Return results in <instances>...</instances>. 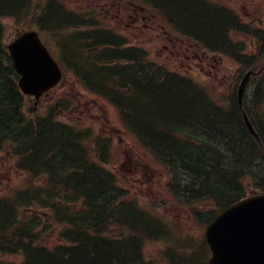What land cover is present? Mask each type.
Listing matches in <instances>:
<instances>
[{
	"label": "trees",
	"instance_id": "obj_1",
	"mask_svg": "<svg viewBox=\"0 0 264 264\" xmlns=\"http://www.w3.org/2000/svg\"><path fill=\"white\" fill-rule=\"evenodd\" d=\"M160 1L168 7L176 4L180 9L173 17L200 32L202 35L198 36L205 42H224L220 35L223 38L229 19L218 9L210 5L198 7L196 0ZM184 3L186 8L191 5L195 9L193 14L202 20L201 24L185 16L191 11L184 8ZM65 13L56 3L50 5L49 0H0V150H9L8 146L18 143L17 148H12L13 159L22 157V168L39 176V171L49 174L63 157L67 167L80 164L85 171L74 180L91 211L78 220L62 215L61 221L68 222V226L59 241L48 244L38 232L43 226L40 217L33 215L26 220V211L21 210L26 199L22 195L1 196L0 264H155L144 247L146 241L154 242L165 231L162 220L136 202L127 205L120 201L122 195L113 191V184H108L109 173L89 159L87 145L78 136V150L60 152L59 145L66 141L62 130L61 135L54 134L56 129L50 126L53 121L39 122L26 117L18 75L4 44L5 27L1 20L11 16L25 20L29 27L44 28L47 24L67 25L76 18ZM98 33L88 34L91 40L86 43L79 38L81 32L71 39L70 59L91 83L102 81L101 76L112 81L118 73V79L124 83L121 85H133L139 98L119 99L125 107V122L141 137L149 156L168 168L169 193L191 210L201 227L212 219L209 215L217 208L235 202L250 190L264 191V83L259 79L255 82V92L249 100L244 99L242 107L233 91L216 100L187 77L163 72L150 60L147 64L140 56L144 52L139 46L128 47L119 36L115 39L112 34ZM86 48L92 50V57L82 56ZM143 62L147 67L140 65ZM244 110L259 139L249 132ZM49 142L54 143L47 149ZM67 152L78 155L67 158ZM53 192L45 194L50 197ZM34 198L45 202L41 196ZM202 200H210L213 208L201 211L198 205ZM205 251L185 255L169 248L162 259L168 264H195ZM8 255L15 258H7Z\"/></svg>",
	"mask_w": 264,
	"mask_h": 264
},
{
	"label": "rangeland",
	"instance_id": "obj_2",
	"mask_svg": "<svg viewBox=\"0 0 264 264\" xmlns=\"http://www.w3.org/2000/svg\"><path fill=\"white\" fill-rule=\"evenodd\" d=\"M64 1L68 2L69 4H72L71 6L72 8L77 7V5L79 4L80 8L84 10H90L93 7L96 8L98 4L97 0H64ZM223 1L226 4L228 3L231 5H235L234 1H238V0H223ZM240 5L241 4H239L238 6ZM197 6L201 7L199 3H197ZM163 7L167 9L169 12H171L172 15L174 14V12H178V9H180L177 7L176 4L175 6L170 5L169 7L164 4ZM184 8L185 9L189 8L191 11L189 15L184 14L186 17H189L195 23L201 24L202 20L198 19L197 15L193 14L195 9L194 8L192 9L191 5H188V7L186 8V4L184 3ZM104 9L109 10L112 13V17L107 16L105 13H101V16L103 17L101 18L103 20L106 19L105 21L113 25V24H116L114 23L113 19L117 20V16H115V14L118 16H121L123 19L122 21L123 23H121V26L119 27V29L124 34L125 33L128 35L129 33L134 34L133 28H132L133 23L127 21L128 19L127 17L124 16L123 18L124 13L128 11H133V9H135L134 7L128 6L126 8V5H125L124 9L121 10L122 11L121 13L117 11L118 8H116V5L112 6L110 9L104 7ZM125 9L127 11H125ZM1 22L4 24V27H5L4 38L7 37V39H10V37L16 36L17 33L21 31L22 28L23 29L25 28V26H22V24H17L10 17L6 19H2ZM136 24H137L136 25L137 27L136 31H137L139 30V26H142L143 24L140 21L137 22ZM180 24L187 27L191 31L194 30L191 27H188L186 23H183L180 21ZM127 28L128 30H130L129 33L126 32ZM139 39L140 41L142 40L141 38ZM220 40L225 41L228 46L231 45L230 41L229 42L226 41L225 37L222 38V35H220ZM47 41L49 42V46L54 49L55 46L52 43H50L51 39L47 38ZM142 41L146 45L148 51H150L151 59L155 61L157 66L159 67L167 66L169 67L171 71L175 70L182 74L188 73L191 77H194L195 80H198L199 82L204 83V84H208L209 82L215 88L216 90L215 94L217 93L222 94V93L229 91L230 85L232 83V79L234 77V72L238 67L236 66L237 65L236 63H233V62L231 63V61L227 62V59H226L227 55L225 54L219 55L218 53L216 55H210L207 58L189 60L185 55L181 54L180 56L177 53L171 41L169 43L164 39H161V38L159 39L158 37H149V36L148 38H145ZM248 47H249V50L252 51V49L254 48V45L253 44L251 45L249 42ZM227 66L229 68H227ZM219 67L222 69H219ZM116 77L117 76L115 74V78ZM65 82L70 83V82H73V80L69 76L67 77ZM59 89L60 88H58L55 91L59 92L61 90ZM62 89L64 90V88ZM248 89L249 88H247V90ZM93 97L86 96L80 99L77 96L76 101H75L76 106H74L75 112L73 113L74 115L73 114L72 115L75 118L79 116V118L83 119V117L88 116L90 117L91 120L95 119L97 122H95L94 125L97 130L99 129V127H101L105 131L107 127L106 124H108V126L111 129H113L112 133H114V139L111 143L110 150L108 152V158L111 160L117 161L116 163H113L112 166L115 168V172L118 175L119 181L121 180L120 183H122L126 188L130 189L131 193L136 192L137 197L140 200H143L147 203H151L152 207L157 209L158 213L167 219V221L169 222V227L172 229L173 235L175 237L177 238L183 237V238H190V239L193 238L195 240L194 243H200V241L203 240L204 228L199 226L192 217L190 218L188 215V212L185 209H183L175 201L170 200L168 198V193H166V190H164V184H166L168 180V175L165 173L164 170H162V168L158 164H156L155 162H152L151 159H148L146 156L145 157L143 156V148H140L137 142L135 141V139L129 136L128 133L123 129L120 122L118 121V114L116 113L115 109L112 106L105 103L106 101L100 99L99 97H98L99 100ZM29 103L30 105H33L34 107H36V110L38 109L40 114H43L45 110L47 109L45 108V106H43L44 102L42 100L41 102H39V104L36 103L34 100H31V102L29 101ZM92 103L100 105V109L98 110V112L93 111ZM105 118H107L108 120ZM85 121L87 122V124L89 123L88 120L85 119ZM158 122L160 121L159 120L156 121V124H158L159 126L160 123ZM161 123H164V122L162 121ZM54 131H55L54 134L59 133L57 129L53 130V132ZM57 139L59 140V137H57ZM64 140L66 141H64L61 145H59L60 152L64 148L68 146H72L73 141H75V139L70 140L66 136H64ZM53 143L54 142H49V144H47V149L50 148ZM63 145H66V146L64 147ZM67 153L69 154V155H66L67 158H73L75 154H76V157L78 155V153H75V152L73 153L67 152ZM60 161L62 164L59 165L58 169L55 168L54 173L62 174L61 172H63L62 168L64 166H65L64 172L68 173L66 163H65L66 161L64 159ZM8 164L4 163V166H1L0 168V187L5 186V184L13 185L16 187L19 185H22L24 183V176L22 175V173L15 170L14 167L12 166L10 167ZM127 167H129V169ZM64 172L63 174L65 177L66 174ZM77 174L80 175V171H78ZM87 182H91V181H87ZM5 188L6 187H4L3 189L0 188V190H4ZM208 205L209 203L207 200L202 201L200 203V207L202 208V210L204 209L206 210L207 208H209ZM204 217H206V215ZM169 245L174 247V243L170 241L167 242V240L157 241L154 243H149V241H146L144 251H146L147 256L153 259H158L160 257V252H161L160 249L168 248ZM180 248H182V245ZM177 252L181 253V251L179 250H177ZM184 254H185V251H184ZM8 257L12 259L15 258L14 256H8ZM208 258H209L208 253H206L204 257L196 260L195 264H198V263L207 264Z\"/></svg>",
	"mask_w": 264,
	"mask_h": 264
},
{
	"label": "water",
	"instance_id": "obj_3",
	"mask_svg": "<svg viewBox=\"0 0 264 264\" xmlns=\"http://www.w3.org/2000/svg\"><path fill=\"white\" fill-rule=\"evenodd\" d=\"M13 61L23 74L20 84L35 95L57 81L61 72L36 32L23 34L9 45ZM249 75L240 84L241 97ZM247 126L254 132L244 114ZM206 231L212 249L208 264H264V193L236 201L219 210Z\"/></svg>",
	"mask_w": 264,
	"mask_h": 264
},
{
	"label": "flooded vegetation",
	"instance_id": "obj_4",
	"mask_svg": "<svg viewBox=\"0 0 264 264\" xmlns=\"http://www.w3.org/2000/svg\"><path fill=\"white\" fill-rule=\"evenodd\" d=\"M234 2L235 5L226 4L223 0H196V3H199L201 7L204 8L207 5H211V3L219 6V12L223 13L225 17L229 19L225 25L223 37L226 38V41H230L231 45L228 46L225 41L221 42L222 47H225L223 51L229 56L238 55L240 58H248V56L251 55L250 60L255 59V64L258 65L256 62L257 60H264V0H238ZM145 3L144 1L142 5L138 6L140 12H142L141 14L139 12L132 13L128 11L125 15L129 18L127 21L131 22V18L143 21L146 30L155 32L141 31L147 36L156 35L160 38L161 36L170 34L167 32L168 30L164 27L163 23H160L158 26L155 25L159 19L164 18L163 12L161 10L155 13L151 12L149 7H146ZM106 4H109V2H106ZM239 4H241V7L238 6ZM175 20L177 24L175 23V34L173 33L171 40L177 53L180 56L181 54L185 55L189 60H194L195 57L200 59L207 58L209 54L202 51V48L197 42L192 41V39L197 37L195 34L200 32L197 31L196 33L194 30L191 31L187 27L181 26L179 20L176 18ZM230 22H235V24ZM183 32L186 36L181 35ZM249 42L251 45H254L252 51L249 50ZM191 50L192 52H190ZM253 65H251V67H253Z\"/></svg>",
	"mask_w": 264,
	"mask_h": 264
},
{
	"label": "bare ground",
	"instance_id": "obj_5",
	"mask_svg": "<svg viewBox=\"0 0 264 264\" xmlns=\"http://www.w3.org/2000/svg\"><path fill=\"white\" fill-rule=\"evenodd\" d=\"M154 4L156 5V6H164V3L163 2H161L160 0H154ZM230 23H233V24H235V22H230Z\"/></svg>",
	"mask_w": 264,
	"mask_h": 264
}]
</instances>
